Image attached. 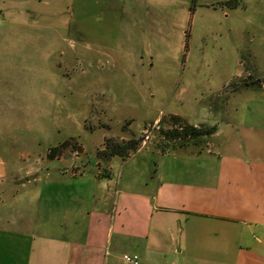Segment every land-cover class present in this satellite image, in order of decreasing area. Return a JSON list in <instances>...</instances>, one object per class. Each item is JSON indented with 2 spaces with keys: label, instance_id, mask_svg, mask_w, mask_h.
Returning <instances> with one entry per match:
<instances>
[{
  "label": "rangeland",
  "instance_id": "1",
  "mask_svg": "<svg viewBox=\"0 0 264 264\" xmlns=\"http://www.w3.org/2000/svg\"><path fill=\"white\" fill-rule=\"evenodd\" d=\"M41 2L50 29L0 47V220L28 224L31 210L43 218L44 202L31 207L32 199L88 190L112 158L110 186L153 175L144 164L160 166L158 144L200 152L236 101L242 112L239 95L264 92V0ZM172 116L216 130L173 148L161 138ZM129 140L144 147L132 161L106 156ZM84 203V213L96 205Z\"/></svg>",
  "mask_w": 264,
  "mask_h": 264
},
{
  "label": "crops",
  "instance_id": "2",
  "mask_svg": "<svg viewBox=\"0 0 264 264\" xmlns=\"http://www.w3.org/2000/svg\"><path fill=\"white\" fill-rule=\"evenodd\" d=\"M45 9L41 0H0V47L49 28L40 23ZM259 92L264 98L239 95L242 112L236 101L200 152L152 150L161 159L144 164L153 175L122 187L109 185L112 158L88 190L64 186L55 203L46 193L32 199L31 207L44 202L43 218L35 210L28 224L2 218L0 264H127L126 254L139 264H264V99L249 102ZM84 202L96 205L84 213Z\"/></svg>",
  "mask_w": 264,
  "mask_h": 264
},
{
  "label": "trees",
  "instance_id": "3",
  "mask_svg": "<svg viewBox=\"0 0 264 264\" xmlns=\"http://www.w3.org/2000/svg\"><path fill=\"white\" fill-rule=\"evenodd\" d=\"M171 119L175 121V123H173L170 129H167L165 131L161 130V138L168 142L170 141L172 143L173 148H183L188 144L190 139H196L201 135H211L216 130L215 127H211L202 132V130H200L199 128L188 125L187 123L183 122L179 117L172 116ZM138 143L139 142L137 141L129 140L124 144L123 147L112 146L108 155L106 156H119L124 159L128 158L137 150ZM65 144H60L58 147L64 146ZM58 147L50 148V152H55ZM158 147L162 153L166 152L162 143L158 144ZM48 157L49 159H53L52 154H48Z\"/></svg>",
  "mask_w": 264,
  "mask_h": 264
},
{
  "label": "built area",
  "instance_id": "4",
  "mask_svg": "<svg viewBox=\"0 0 264 264\" xmlns=\"http://www.w3.org/2000/svg\"><path fill=\"white\" fill-rule=\"evenodd\" d=\"M122 260L127 264H139V257L135 254L133 255H123Z\"/></svg>",
  "mask_w": 264,
  "mask_h": 264
}]
</instances>
